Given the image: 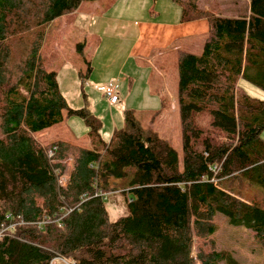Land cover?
I'll use <instances>...</instances> for the list:
<instances>
[{
	"label": "trees",
	"instance_id": "1",
	"mask_svg": "<svg viewBox=\"0 0 264 264\" xmlns=\"http://www.w3.org/2000/svg\"><path fill=\"white\" fill-rule=\"evenodd\" d=\"M83 1L0 0V264H49L55 255L75 264H244L214 234L222 213L264 248V101L242 87L264 90V0H248V14L234 17L174 0L182 20L207 22L201 52L177 56L181 167L132 110L105 139L101 120L71 107L58 72L43 63L49 26ZM71 116L87 126L83 142L45 139ZM67 157L70 176L58 188L54 170L63 172ZM219 163L215 185L210 167ZM130 169L126 213L110 220L105 199ZM233 179L257 188L256 198L229 190Z\"/></svg>",
	"mask_w": 264,
	"mask_h": 264
},
{
	"label": "rangeland",
	"instance_id": "2",
	"mask_svg": "<svg viewBox=\"0 0 264 264\" xmlns=\"http://www.w3.org/2000/svg\"><path fill=\"white\" fill-rule=\"evenodd\" d=\"M197 1L204 10L224 17L241 16L249 12L248 0ZM179 10L174 0H84L76 12L58 17L51 23L46 42L41 49V58L48 69L58 72V81L71 107H85L91 115H96L97 110L105 139L110 137V129L123 127L125 111L132 110L142 127L152 126L173 146L178 153L181 167L180 118L178 110L172 111L170 108L177 95V56L181 50L195 54L201 52L207 22L205 19H197L185 27H175L174 24L179 19ZM107 16L112 18H106ZM141 27L143 34L139 44L134 50L128 49L125 52L130 58L129 64L135 67L133 72L136 75L127 98L123 95L119 97L117 81L111 83L117 86L116 93L119 97L114 110L123 107L122 112L118 111L112 120L110 110L114 104L108 103L103 91H100L102 95L100 94L98 99L92 95L85 97L81 93L82 89L90 91L92 88L87 82V68L91 61L102 68L103 64L99 59L102 57L103 47L107 45L105 43L107 39L112 41V44H117L123 52L124 44L131 43L134 37L139 35ZM183 32L187 33L185 37L176 38L178 33ZM159 38L160 43H157ZM157 45L158 48H155ZM173 45L180 48L173 49ZM97 46L98 53L93 56ZM153 49L162 52L153 57L156 53H151ZM108 73L109 70H99L93 78L98 75L103 79ZM242 87L250 96L264 101V90L244 80ZM86 132L87 126L83 119L77 116L65 117L50 130L45 139L63 137L83 142ZM259 137L264 140V130ZM130 175L131 169L128 170L127 177L118 180L119 189L108 194L105 199L110 220H116L126 213L125 195L122 191L127 190ZM215 182L218 184V180ZM245 182H238L237 179L230 182L228 180L227 188L240 194L243 191L248 194L249 189L247 198L255 199L258 189L250 186L248 181ZM217 223L219 229L214 238L220 249L231 251L234 258L241 263L263 264L264 248L255 242L250 228L232 223L230 218L222 213L219 214ZM192 255L196 256L194 248ZM219 264L229 263L221 261Z\"/></svg>",
	"mask_w": 264,
	"mask_h": 264
},
{
	"label": "crops",
	"instance_id": "3",
	"mask_svg": "<svg viewBox=\"0 0 264 264\" xmlns=\"http://www.w3.org/2000/svg\"><path fill=\"white\" fill-rule=\"evenodd\" d=\"M106 18L110 19L112 17L107 16ZM192 21H195V20H191V21L182 20L181 19V9H180L179 10V19L177 22H175L174 26L175 27H185V25H190V23ZM139 31H140L139 35L134 37V39L131 43L124 44V46L122 48L123 52L120 50V47H118L117 44H112V41H109L108 39H107V41H105V43H107V45L105 47H103L102 57L99 59V62H101L103 64V66H102V68H99V66H97V63L91 61V63H90L91 70H90V72H88L89 74H87V82H89V84H90V86H92V88L90 91L82 89L81 93L83 96L87 97L88 95H92L98 99V96H100V94L102 92L100 90V87H106L109 84L113 83L115 80V81H117V85L119 88V97L121 95H123L125 98H127V95L131 92L132 86L135 82L136 75H134V72H133L135 67H133V65L129 64L130 58L128 57V55L125 52L128 49L134 50V48L139 44L140 39H141L142 34H143L142 33V31H143L142 27L139 28ZM186 35H187V33H184V32L178 33L176 35V38L185 37ZM157 41H158L157 43H160V38ZM155 48H158V45ZM172 48L173 49L174 48L179 49L180 47H178V45H173ZM169 49H170V47H169ZM153 52H156L153 55V57H156L162 51H158V49H155V50L153 49L151 51V53H153ZM97 53H98V46L96 47V50H95L93 56H95ZM122 56L124 59H122ZM99 70H103V71L109 70L107 77L101 79V77H99L97 75L96 78H93V75L97 74ZM116 90H117V86H116ZM122 92H123V94H122ZM171 96H172V100H174V96L172 94H171ZM176 99H177V95H176ZM118 101H117V103H118ZM117 103L111 106L110 112H111V116L113 117L112 120H114L115 114L118 113V111L122 112V109H123V107H117L116 110H114V106H117ZM170 108L172 111L177 110L176 101L171 103ZM95 113H96L97 117L100 116L99 113L97 112V110H95ZM112 130L110 129V133L112 132ZM47 135H48L47 133H44L43 136L46 137Z\"/></svg>",
	"mask_w": 264,
	"mask_h": 264
},
{
	"label": "built area",
	"instance_id": "4",
	"mask_svg": "<svg viewBox=\"0 0 264 264\" xmlns=\"http://www.w3.org/2000/svg\"><path fill=\"white\" fill-rule=\"evenodd\" d=\"M100 90L103 91L104 96L106 97V99H107V101H108V103L110 105L115 104L118 101L119 97H118V95L116 93L115 84H109L106 87H100ZM55 149H56L55 145L52 146L51 148L46 149L47 156L49 158L53 157ZM65 161H67V162H65L66 168L64 169L63 172H59L57 169L54 170V172L56 174V177H57L58 188H66L67 181H68L69 176H70V171H71V168H72L73 159H72V157H68ZM220 166H221V163L214 164V165H212L210 167L211 170H212V177H210L209 180H211L215 185H217V182H215V181L217 180V176L216 175H217V173L220 170ZM202 179H205V177L202 178ZM94 195H103V194H102V192H96ZM103 196H105V194ZM131 200H132V198L127 197V202H130ZM62 209H65L66 212H69V211L72 210V208L67 206V205H64L62 207ZM57 223L60 224V221L57 220ZM8 227H12V224H10ZM3 232H4L3 229L0 230V237L3 235ZM57 263L75 264V261L72 258H70V257H64V256H61V255H55L49 261V264H57Z\"/></svg>",
	"mask_w": 264,
	"mask_h": 264
},
{
	"label": "bare ground",
	"instance_id": "5",
	"mask_svg": "<svg viewBox=\"0 0 264 264\" xmlns=\"http://www.w3.org/2000/svg\"><path fill=\"white\" fill-rule=\"evenodd\" d=\"M54 158H55V155H53V157H51L52 160H54Z\"/></svg>",
	"mask_w": 264,
	"mask_h": 264
}]
</instances>
